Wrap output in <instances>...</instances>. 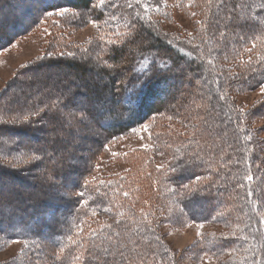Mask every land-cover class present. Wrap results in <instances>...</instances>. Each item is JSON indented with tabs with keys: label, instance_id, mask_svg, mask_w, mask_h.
<instances>
[{
	"label": "rangeland",
	"instance_id": "374dc122",
	"mask_svg": "<svg viewBox=\"0 0 264 264\" xmlns=\"http://www.w3.org/2000/svg\"><path fill=\"white\" fill-rule=\"evenodd\" d=\"M5 1L2 0L4 3ZM52 1H59V6L51 13H40L36 0H10L9 7L1 6L4 16H0V21L14 18L13 23H17L13 26L19 28L14 30L7 22L4 27L0 26V32L12 31L10 41L0 49V129L3 125L9 128L4 127L3 132H0L3 134L0 136V165L1 169H4V172H1L8 173L10 177L6 186L0 185V193H8V196L28 193L31 195L30 202H40L47 195H52V199H47L49 205L44 207L46 210L41 215L42 218L48 219V211H58V206L63 205L65 213L68 214L67 206L72 204L74 196L83 198L81 192L74 189L68 181L82 177L84 184L94 186L95 191L115 187L116 192L109 194L111 204L108 202L104 208H97L102 210L93 209V213L77 225L76 241L84 242L83 245L88 246V241L94 236L93 231L105 226L112 227L129 219L132 222H143L149 229L156 231L163 250L170 253L168 264H235L232 256L227 254L224 257L194 255L193 246L201 236H221L224 234V228L207 222H192L184 217L181 207L175 205L174 200L170 198V187L164 183L168 176L167 169L182 157L184 150L192 148L193 152L190 153L202 154L204 158L207 157L205 154L210 155V141L202 125L205 120L203 118L211 112L208 110V103L193 100L186 104L185 108H180L182 113L172 114L168 108L169 98L173 93L181 97L187 90V84L177 78H183L182 75L173 68L174 70H170V77L177 78L180 86L173 90L169 85L157 94V102L166 104L165 111L156 113L129 132L104 141L105 133L94 123H70V113L79 116L81 108L91 107L97 100L104 102L105 107L109 108V90L97 99L96 91H91L89 87L108 86L113 78L112 73L107 71V75L101 78L99 70H114L116 66L110 68L103 62L106 55L102 51L112 44H121L123 40L120 37L127 29L120 32L105 28L93 20L85 9L74 8L78 5V0ZM139 1L144 5L143 9L148 16L144 15L146 12L143 15L156 24L157 30L165 39L177 41L190 48L198 46L204 51V60L214 64L218 82L223 86L219 97L233 113L241 115L238 126L251 131L252 138L249 139L263 141L254 149L260 152L259 155H264V82L247 86L251 77L260 74L257 72L258 68L264 71V48L258 46L264 42V35L253 32L252 35L255 36L245 40L238 52L228 53L234 47H229L230 42L242 41L238 31L232 29L239 23L237 19L241 24L244 22L243 18L249 25L253 24L251 28L248 24L247 27L240 25L242 31L249 30L247 33H251L259 24L264 25V20L248 14L246 5L243 10L249 16L242 18L241 6L224 8L221 6V0H145V3L143 0ZM213 17L215 23L212 21ZM234 20H237L235 24H231ZM204 34L211 40L217 34L212 47L205 48V44L200 43ZM227 34H232V38L224 39L223 36ZM209 39L203 40L207 43ZM228 54L230 58L227 60L224 57ZM78 64L84 65V68L93 67L97 74L92 72L81 76L75 72V66ZM219 76H222V79ZM45 78H48V82ZM162 78L167 79L166 76ZM169 82L174 84L173 80ZM65 86L71 90L63 95V99L67 101L65 110H55L56 105L63 102L56 103L51 99L53 88L60 90L62 87L66 88ZM43 87L45 89L39 93ZM119 94L121 95V92ZM39 100L49 102L46 107L39 106L36 102ZM182 102V99H179L178 105L182 106ZM9 103H12L13 107L6 109L9 108ZM126 107L128 110L132 108L130 105ZM197 125L199 128L196 131ZM27 144L49 152L50 161L41 157L42 153L39 156L35 153L28 154V150L12 152L13 148L22 149L21 147ZM29 157L39 159L32 160ZM62 158L67 160L69 168L64 169L62 175V172L49 175L48 167L58 165L60 168ZM262 159L263 157H259L257 163H252L250 157L247 159L248 166L255 170L248 175L255 180H248L249 195L254 193L253 186L259 188L264 185V174L259 169L263 164ZM262 167L264 168V164ZM44 180L47 184H52L49 190H45V185L41 184ZM260 192L261 190L257 192V196ZM59 198L60 201H57ZM89 200L83 199L81 204ZM262 216L264 217V213ZM53 222L54 219L48 221L52 227ZM35 223L40 229V221ZM122 235L127 236L124 233ZM130 253L131 251L128 252ZM244 254L246 256L244 255L243 264H250L252 257H249L248 252ZM58 255L60 254L57 249L46 242H10L0 237V264H48L51 256L61 258ZM130 260V263L125 264H143L142 259L137 257ZM258 261L260 264L264 262L261 258H258ZM53 264H57L56 259Z\"/></svg>",
	"mask_w": 264,
	"mask_h": 264
},
{
	"label": "trees",
	"instance_id": "16d2710c",
	"mask_svg": "<svg viewBox=\"0 0 264 264\" xmlns=\"http://www.w3.org/2000/svg\"><path fill=\"white\" fill-rule=\"evenodd\" d=\"M7 1L4 3L1 0L0 2V16H4L1 6L4 5L3 8H6L11 4L10 0ZM78 1L76 3L78 5L74 8L76 10L85 9L93 20L105 28L112 31L120 30V32L127 29L120 37L123 40L121 44H112L107 50L102 51L106 55L103 62L110 68L116 66L114 70L112 68L99 70L101 78L107 75V71L112 73L113 78L109 81L108 86L100 88L97 86L91 88L90 84L87 86L91 91H96L97 99L106 94L108 90L111 96L108 107L113 110L106 112V115L98 122H94L99 126V130L105 133L104 141L121 136L156 113L164 112L166 104L157 102L158 92L169 85V88L174 90L175 87L180 86L179 81L186 83L187 90L181 97L177 93L176 95L173 93L169 98L170 106L168 108L172 114H180L183 111L182 109L180 111V108H185L186 104L193 100L208 103L210 106L208 110L211 112L203 118L205 120L202 125L208 134V141H210V155L207 153L205 154L207 157L204 158L202 154L190 153L193 152L192 148L184 150L182 157L170 165L172 169H167L166 175L168 176L164 179V183L170 187V198L174 200L175 205L178 204L181 207V214L184 217L189 218L192 222H207L224 228V234L221 236H201L193 246L194 255L197 257L202 255L224 257L227 254L232 256L235 264H243L244 253L248 252L249 257H252L250 264H257L258 258L264 261V217L262 216L264 213V185L259 188L253 186L254 193L249 195L247 191L249 182L246 179L249 173L255 172L254 168H250L247 164L248 157L251 158L252 163H255L259 157H263L264 164L263 153L259 155L260 152L254 149L256 146L259 147L263 141L260 139L250 140L249 138H252L251 131L238 126L241 115L233 113L232 109L228 105L226 106V103L219 97L223 86L218 82L214 64L204 60V51L200 47L190 48L177 41L165 39L157 30L156 24L145 17L148 15L140 1L138 3L137 0H105L103 5L99 3V0ZM221 1L219 0L224 8L227 6L226 8L233 9L241 6L242 13L240 15L242 18L249 16L243 10L246 5L248 14L251 13L264 20V8L260 7L261 4H264V0ZM143 2L145 3V0ZM36 3L40 13L54 12V9L59 6V1L52 0H36ZM224 8H220V10ZM144 12L146 13L144 14ZM8 19L7 21L1 20L0 26L4 27L10 23L14 30L19 28L13 26L17 23V21L13 23L14 18L9 17ZM237 20L239 23L232 29L238 31L242 41L233 40L230 42L229 47H234L228 53L238 52L240 45L245 40L255 36L252 35L253 32L264 35L263 24H259V27L256 26L251 30L252 32L250 31L251 33H247L249 30L244 32L241 26L244 24V27H247L248 21L243 18L244 22L241 24L239 19ZM237 20L231 24H235ZM212 21H214V17ZM255 22L258 24L257 20ZM251 26L253 24H248L249 28ZM11 32L10 30L7 33L3 30L0 32V49L12 37ZM215 36L217 38V34ZM215 36L211 40L204 34L200 43L205 44V48H210L216 39ZM232 36V34H227L223 37L228 40V37L232 38ZM203 39H209V42L205 43ZM258 46L263 49L264 42ZM224 58L228 60L230 55L228 54ZM86 64L88 65V62ZM94 66L97 69V65ZM75 67V72L80 73L81 76L92 72L97 74L93 67L84 68V65L80 64ZM173 68L183 77H177L179 81L177 78L170 77V70H174ZM260 69L257 70L260 74L251 77L247 86L260 85L264 82V71ZM146 72L149 73L148 77L144 75ZM164 76L167 79L162 78ZM219 77L222 79V76ZM215 79L216 82H214ZM45 80L48 82V78ZM169 80H173L174 84L171 85ZM45 87L48 88V86ZM65 87L60 90L53 88L54 94L51 95V99H54L56 103L63 102L56 105L55 110H65L64 105L67 101L63 99V95L71 91L69 87ZM44 89V87L40 89L39 93ZM198 97L201 98L198 99ZM179 99H182L183 107L178 105ZM36 102L40 104L39 106L46 107L49 101L39 100ZM5 104L7 103L5 102ZM11 104L9 103V108L6 107V109L13 107ZM128 105L132 107L131 110L127 109ZM1 127L3 128L0 129V132H3L2 130L6 126ZM198 128L197 125L195 130L197 131ZM21 148H13L12 152L28 150V154L35 153L39 156L42 153L41 157L50 161L49 152L42 148H36L30 144ZM60 162V168L58 165L48 167L49 175L57 172H62V175L64 169L69 168L65 158H62ZM262 166L259 169L264 174ZM1 168L0 165V185L4 187L8 184L10 177L8 173H3L4 169ZM198 177L199 179H197ZM83 180L82 177L68 179L74 189L76 188L78 192L84 194L83 198L74 196L72 204L67 206L68 214L65 213L63 205L59 207L57 204L58 211L57 209L48 211V219L42 218L41 215L46 210L44 207L49 205L47 199H52V195H47L40 202H30L29 196L31 195L28 193L21 196L20 193L14 196L0 193V237L10 242L23 240L39 242V244L48 243L49 246L57 249L60 254L58 256H61L59 259L51 256L48 264H53L55 259L57 264H125L130 263V259L134 257L142 259L143 264H168L170 253L163 250L156 231L149 229L143 222H132L125 219V222L112 225V227L105 226L100 230H95L93 238L88 241V246L83 245L82 241H76L78 239L77 225L82 223L86 216H90L93 209L102 210L97 208H104L108 202L111 204L109 194L111 192L116 194L115 187L105 188V191H95L94 186H92L93 190L92 187L86 186ZM44 181L41 184L45 185V190H49L48 188H51L52 184H47L46 180ZM259 190L261 192L257 196ZM87 198L90 200L81 204V200ZM57 201H60V198ZM60 208L61 210H59ZM53 219L54 227L48 223ZM38 220L40 229L35 223ZM12 225H15L16 228ZM122 233L127 236H123ZM130 251L131 253L128 254ZM49 253L51 254V251Z\"/></svg>",
	"mask_w": 264,
	"mask_h": 264
},
{
	"label": "snow or ice",
	"instance_id": "6c2138e0",
	"mask_svg": "<svg viewBox=\"0 0 264 264\" xmlns=\"http://www.w3.org/2000/svg\"><path fill=\"white\" fill-rule=\"evenodd\" d=\"M104 2L105 0H99V3L101 5H103ZM137 2L139 3V0H137ZM260 7L264 8V4H261ZM144 75L145 77H148L149 73L146 72L144 73ZM112 110H113L112 108H106L104 102L97 100L95 104H93L91 107L81 108L79 110V116H77L75 113H70V115L72 116V121H70V123L78 122L80 124H86V123L98 122L105 116L106 112H111ZM25 119H27V117H25ZM145 130H147L146 126H145ZM133 131H138V129H133ZM2 135L3 134L0 133V136ZM144 147L147 148V145H145ZM29 159L38 160L39 157H29ZM197 179H199V177ZM246 179L251 181L253 177L247 176ZM80 195L82 196L83 193H80ZM125 195H127V193H125ZM200 227H203V225H200Z\"/></svg>",
	"mask_w": 264,
	"mask_h": 264
}]
</instances>
